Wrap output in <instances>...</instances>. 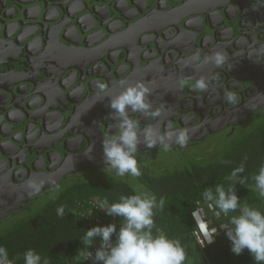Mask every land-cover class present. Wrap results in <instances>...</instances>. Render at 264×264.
<instances>
[{"label": "water", "instance_id": "water-1", "mask_svg": "<svg viewBox=\"0 0 264 264\" xmlns=\"http://www.w3.org/2000/svg\"><path fill=\"white\" fill-rule=\"evenodd\" d=\"M193 1L0 0V74H2L0 79L6 78V74L3 72L6 66L14 71L7 81H0V94L7 98L4 106L8 105L7 109L10 108L12 100L18 98L23 102V107L17 105L18 108H14L22 109L25 114L26 102L30 98L37 97L42 103L48 96L55 97L54 93H58L63 100L62 105L67 106L68 103H72L78 106L74 109L82 107L88 111L94 110L99 115V119L95 118V115L93 117L86 116V123L81 116L72 115L71 123L77 127V130L74 131L75 139L86 145V148L85 150L72 149L70 140H67L63 149L70 155L64 158H61V153L57 150L52 153L53 149L48 143H40L42 147L31 142L30 145L23 143L19 146L26 138H24L26 129L23 120L21 122L13 121L7 113L0 118V159H2L0 163V223L20 212L15 211V205L24 204L29 198L36 196L30 194L26 187L29 179L44 181L41 190L43 191L52 182L50 179L55 180V174L63 173L62 175H64L77 170L81 171V169L91 170L97 167H106L102 141L104 136L110 133L107 131V124L103 128L100 124L105 114L107 115L105 118L114 115L108 110L110 99L114 97L107 90L102 94L92 90L88 73L94 68L102 67L110 70L113 78L118 76L115 72L116 69L114 70L115 65L111 64V59L114 53H121L125 56L129 48L128 44L134 45L139 51L136 68L139 70L140 76L129 77L120 83L122 91L125 87L131 86L132 81L140 80L143 75L148 79L144 85L150 89V94L146 99L154 97L158 93L168 98L173 89L186 93L190 89L189 85L199 80H204L207 89L216 91L217 95L226 96L231 93L225 89L228 78L235 81V85L237 89L241 90V93L251 88L253 97L245 94V98L241 97L240 103L235 101L238 104L234 109L232 108L225 116L219 118H224L222 121H212L215 124L221 123L220 126L200 133L194 131L199 127L184 129L187 131L190 141L202 140L229 123H238L244 120L252 111L264 108V99H258L261 97L260 87L252 85V81L250 79L248 81L247 77L244 78L245 73L249 70L245 71L248 64L256 67L262 58L260 51H257V53L255 52L257 58L249 62L244 54L245 51L255 47L253 45L259 47L261 45L256 39L260 37L259 31L264 34V20L259 15V11H264V0H198V3ZM33 10L35 13L30 15ZM10 11L15 12L13 18L9 17ZM230 11L234 12V18H229ZM102 13H104L103 16ZM215 14L220 23H232L230 26L226 25L228 38L223 36L225 33L222 31V27H213L210 24V16ZM246 15L253 22V27H251L252 24L246 27L248 28L247 32L250 33L239 30L245 29L243 28L244 23L241 21ZM107 17L110 21H117L118 30L111 28ZM86 18L91 22L89 26L85 24ZM11 24L16 27L14 31L8 30ZM233 32L239 33L243 39L244 48L240 51L234 49L233 40L236 35ZM176 33L185 36L186 45L183 46L184 49L181 52L176 42H172L173 35ZM204 39L205 42L208 39L211 41L208 46L202 45ZM189 40L198 47L201 46L203 51L192 46ZM219 50L225 57L221 65L217 66L211 60H206ZM187 53L192 59L193 67L187 66V61H190L185 56ZM170 56L180 58L170 66L168 63ZM196 57L200 58L198 64H196ZM121 62L128 68L131 65L128 57ZM40 63H44V67L41 66L42 71L50 70L54 73L50 79L51 82L46 86L35 77L39 72ZM234 65L237 69L231 73L228 70ZM259 66L261 67L260 64ZM206 67L211 70L207 75H204L203 69ZM26 73H28L27 76L24 75ZM30 74L34 76H30ZM69 74L76 75L73 80L74 86L66 84ZM214 75L226 77V80L221 83V85L223 84L221 90L215 88L218 85L213 83ZM95 77L98 82L106 84L104 77ZM248 83L249 88H246ZM153 86L158 89L154 90ZM72 87L80 88L82 94L87 93L90 98L81 104L79 99L70 97ZM117 95L118 92H116ZM4 106L0 103V107ZM51 111L65 118L63 115L66 110H63L60 105H53ZM130 115L139 120L141 126L143 115L139 113H130ZM24 118H26V114L23 115ZM32 122L35 128L45 131L40 119L34 118ZM68 123H70V118ZM2 126H7L11 132L4 133ZM155 128L159 130L158 127ZM14 131H20L19 139L12 135ZM165 132L163 129L160 133L165 135ZM46 134L49 133L46 132ZM68 137H71V134ZM6 144L12 146L10 152L6 151ZM156 147H161V145L147 147L143 143L141 135V143L138 145L137 152ZM35 149H39V151ZM26 154L30 159L23 164L20 162L19 156L26 157ZM53 156L58 158L55 164L50 161ZM91 160L93 163H89ZM72 164L77 166L74 168L75 171L67 169ZM86 164L89 167L86 168ZM11 205L14 206L9 209ZM25 207H20V209Z\"/></svg>", "mask_w": 264, "mask_h": 264}, {"label": "trees", "instance_id": "trees-1", "mask_svg": "<svg viewBox=\"0 0 264 264\" xmlns=\"http://www.w3.org/2000/svg\"><path fill=\"white\" fill-rule=\"evenodd\" d=\"M220 137L206 155L190 159L186 151L185 163L180 167L157 166L153 173L142 172L134 181L124 178L97 177L106 167L84 171L80 177H72L60 184L61 191L53 199L52 192L33 200L28 207L0 223V245L6 247L15 264H23V253L28 249L38 252L47 264H88L80 252L84 249L82 238L87 229L94 226L115 224L119 230L122 218L110 216L97 204L103 199L118 202L121 196L134 194V189L153 193L157 201L165 199L163 210H155L154 232L163 231L171 239L180 241L186 253L185 264H256L247 249L236 255L231 251V241L225 235L228 216L218 210L208 209L202 198L203 191L216 184L227 186L231 171L244 163L245 185L235 183L234 190L241 205L258 207L264 211V198L253 190L252 176L264 165V108L257 110L236 125L234 131H221L207 137ZM205 137L204 139H206ZM202 139V140H204ZM193 141L187 147L171 149L179 151L199 145ZM148 152H137V163L150 160ZM193 149V148H192ZM247 160H244V156ZM92 178H89V176ZM120 177V176H118ZM65 207L64 217L57 216L56 209ZM201 209L209 221L208 228L215 227L217 234L209 244L202 246L197 240L199 232L193 211ZM230 213L229 215H234ZM113 234V240H115ZM100 245L97 238L90 246Z\"/></svg>", "mask_w": 264, "mask_h": 264}, {"label": "clouds", "instance_id": "clouds-1", "mask_svg": "<svg viewBox=\"0 0 264 264\" xmlns=\"http://www.w3.org/2000/svg\"><path fill=\"white\" fill-rule=\"evenodd\" d=\"M206 60H211L219 66L224 62L225 57L217 52ZM194 87L202 92L207 90L204 80L197 81ZM97 89L102 94L107 90V85L99 82ZM149 94L150 89L138 82L125 87L119 95L110 99L117 132L105 135L102 141L106 171H114L121 177L142 175L135 155L141 143V135L147 147L161 145L164 151L170 150L171 143L187 145L189 136L184 129L169 130L165 135H161L156 128H141L139 120L132 118L130 113L149 117L159 115V111H153L146 99ZM225 99L231 103L236 98L229 93L226 94ZM244 160H247L246 155ZM244 172L245 166L241 163L231 171L228 177L230 183L227 186L216 184L214 189L208 187L203 191L202 198L208 209L218 210L219 213L228 216V224L224 227L225 235L231 241V251L239 255L247 249L256 264H264V211L258 207L241 205V200L234 190L237 182L245 185L247 178L241 175ZM251 179L254 182L253 190L258 192L259 197L264 198V165L260 166ZM43 185L44 181L34 179H29L26 183L32 195L39 194ZM60 191L61 186L54 184L53 199ZM164 205L163 197L157 201V197L143 190L142 186L134 189L132 195L121 196L118 202L110 204L106 198L103 199L97 204V208L104 210L107 215L121 217V226L119 230L115 224L87 229L82 238L85 247L80 255L84 260L92 259L93 264H185L186 253L180 241L169 238L163 231H153L155 210H163ZM56 213L57 216L64 217L65 207L59 206ZM230 213L235 214L229 215ZM193 216L203 228V218L197 214ZM216 234L217 229L211 228L206 233L207 242L211 243ZM97 238L100 247L93 256L89 248ZM22 259L23 264H47V261L42 260L41 255L34 249L26 250ZM0 264H15V260L9 256L8 249L2 245H0Z\"/></svg>", "mask_w": 264, "mask_h": 264}, {"label": "flooded vegetation", "instance_id": "flooded-vegetation-1", "mask_svg": "<svg viewBox=\"0 0 264 264\" xmlns=\"http://www.w3.org/2000/svg\"><path fill=\"white\" fill-rule=\"evenodd\" d=\"M194 3H198V0H194ZM246 3V2H245ZM247 4V3H246ZM32 10V9H31ZM30 10V11H31ZM29 11V12H30ZM35 11L33 10L31 14H34ZM13 14H15L14 11H10V16L9 17H14ZM104 15V13H102V16ZM259 15H261V19L264 20V11H259ZM229 18H234V12L230 11L229 12ZM251 19V18H250ZM107 21H109V23L111 24V28L113 30H118L119 26L116 23L117 21H110L109 17H107ZM242 23H244L243 28L245 29H239L247 32L248 28L253 22L249 20L248 16L246 15L245 17L242 18ZM85 24L86 26H89L91 24L90 20L88 18H86L85 20ZM210 24L213 27H222L225 34H223L224 37L228 38V32L226 31V28L228 26H230L232 23H220L218 17L215 15H211L210 16ZM10 27V28H9ZM8 30L10 29L11 31L15 30V25L11 24L9 25ZM251 27H253V24L251 25ZM9 30V31H10ZM112 30V31H113ZM234 33V32H233ZM250 33V32H247ZM234 35H236V37L233 40V46L235 50H242L244 47V44L242 43L243 39H241V37L239 36V33H234ZM249 35V34H248ZM259 36L257 37V42L260 45H253L255 47H252L251 50H247L245 51L246 53L244 54L247 59L249 60V62L254 61L256 57L255 52L257 53V51H260L261 53V61H260V65L256 64V67H254V65L252 66L251 64H248V66L246 67L245 71L247 69L248 72L245 73V77H247V80L249 81V79L252 81V85H257L260 87V94L261 97L258 99H264V34L261 33V31H259ZM169 37H171V35H169ZM172 42H176L177 47L179 48V51L181 52L184 48L183 46L186 45L185 44V36L184 34L181 33H176L173 35V40ZM190 42V40H189ZM211 41L208 39L205 42V39L202 43V45L205 44V46H208L209 43ZM191 43V42H190ZM192 46H194L196 49L200 50L201 52L203 51V49L200 47H198L196 44L191 43ZM258 44V45H259ZM128 51L127 54L124 56L123 54H118V53H114L111 59V64H114V70L115 72L118 74V76H116L115 78H113L112 76V72H110V70H106L105 68H94L93 71H91L90 73H88L90 75V82H91V87L92 90H95L98 92L97 89V84L99 83L97 81V78L95 76H102L106 79V84H107V91H110V93L112 94V97L116 96V92H118V95L122 92V89H120V83H122L125 79H128L129 77H136L137 75L140 76V72H138L139 70H137L136 68V59L139 56V51L138 49L135 48L134 45L128 44ZM218 49V48H217ZM218 52H221L220 50ZM223 54V53H222ZM180 55V53H179ZM197 56V54H194ZM224 55V54H223ZM248 55V56H247ZM124 56V58H123ZM185 56L187 57V59H189L190 61H187V66L188 67H193L192 65V59L190 56H188V53L185 54ZM126 57H128L131 65L130 67H126L125 64H123L121 61L123 59H125ZM180 57L175 58V56L173 57H168V63L169 65H173V63L177 62L179 60ZM253 58V59H252ZM184 59V58H182ZM199 59H196V64L199 63ZM110 64V65H111ZM144 64V63H142ZM44 63H40V69L39 72L36 74L37 76V80H39L41 83H43L44 86H46L47 84H49L51 81L50 79L54 76V73H52L50 70L48 71H42V68ZM208 65V63H207ZM206 65V66H207ZM144 66V65H143ZM156 68V67H153ZM263 68V69H262ZM133 69V70H132ZM237 67L236 65H234L231 69H229L228 71H230L231 73H234L236 71ZM88 70V69H87ZM210 68L206 67L203 69V74L207 75L210 72ZM3 72L6 74V78L4 79V77H2L0 79L1 82L7 81V79L10 78L11 75H13L14 71L10 68L7 67L4 68ZM104 73V74H103ZM134 73V74H133ZM10 74V75H8ZM2 74H0L1 76ZM25 76L28 75V73L24 74ZM30 76H34L33 74H30ZM69 77L66 79V84L68 86L73 85L74 86V82L73 80L76 78V75L74 74H69ZM213 80L215 83L214 85H218L217 89L221 90L223 88V84L221 85L222 81L226 80V77H218L216 75H214ZM148 79L147 77H145V75H143L142 78H140V80H136V81H132V85L137 84L138 82L140 83H145L147 82ZM172 81V80H171ZM250 81V82H251ZM131 85V86H132ZM195 83H192L191 85H189V91H187L186 93H182L180 91H178L177 89H173L168 98L164 95H160L159 93L156 94V96L151 97L148 100V102H150V104L152 105V110L153 111H159V115L156 117H149V116H145L143 115V120H142V124H141V128H147V127H158L159 131H163V129H165V133H167V131L169 130H176V129H190L193 127H199L198 129H195V132H204V131H208L209 129H213L212 127L215 126H220V124L218 123H213L212 121H222L224 118L219 119L221 116H225L227 112L231 111L232 108L234 109V107L240 103L241 97L245 98V94L247 95H252L251 94V88H249V83L246 86L247 89L246 92L241 93L240 89H237V86L235 85V81H233L232 79L228 78V82L225 85V89L226 91L231 92L230 94L235 96V101L237 100V102H227L225 99V96L223 94L221 95H217L216 91L212 90V89H207L206 91H200L198 89H196L194 87ZM191 86V87H190ZM251 86V85H250ZM154 90H157L158 88L153 86ZM229 94V93H228ZM241 94V95H239ZM55 97L51 96V97H47V99L45 100V102L43 101L42 103H40V101L37 99V97H32L30 98L26 103V118L23 119V114L24 111L22 109H15L14 107L21 106L23 107V102L21 100H18V98H14L12 100V105L13 107L10 106V108L7 109V106H4L5 102H7V98L0 94V103L4 106V107H0V118L4 115H6V113L8 114V117H10L11 119H13V121L16 122H21L23 120L24 122V128L26 129V136L24 135L25 141L21 142V144H19V146L23 145V143H27V144H31V143H35L38 144L40 147H42L40 143H48L51 144L50 147H52V153L57 150L59 153H61V158H64L67 155H70V153H66L64 152L63 146L65 144V142L67 140H70V147L72 149H80L81 150H85V146L81 141H77L75 139V135H74V131L77 130V127L75 126V124L71 123V120L73 118L72 115L76 116H81L84 119V123H86V116L93 117V115H95V118L99 119V115H97L98 113L95 112L94 110L88 111V109L84 108L81 109H74V107H78L75 104L72 103H68L67 106L62 105L63 100L59 97V94L54 93ZM57 95V96H56ZM243 95V96H242ZM70 97L74 98V99H79L81 104L85 101L88 100L90 97L87 95V93H83L80 90V88L75 89V87H72V91H71V95ZM253 97V95H252ZM250 97V98H252ZM223 98V99H222ZM166 100V101H165ZM167 102V103H166ZM53 105H60L63 110H66L65 112V118H62L59 116L58 113H55L53 111H51V107H53ZM103 105V104H102ZM25 107V105H24ZM18 108V107H17ZM110 113H113L111 108H108ZM258 109L254 110L251 112V114H249L247 117H249L250 115H253ZM105 116H107L106 114L103 117V121L100 124V126L103 128V126H105V124H107V131L110 134H115L117 132V127H116V122L113 119V116H108L107 118H105ZM245 117L244 120L247 118ZM34 118H36L37 120L40 119L41 124L43 125V128L45 129V131H42L41 129H37L32 125V119L34 120ZM70 118V123H68V119ZM242 120V121H244ZM240 121V123L242 122ZM238 123H229L228 125L222 127L221 129H219L218 131H216L215 133L221 132V131H227L229 130L234 131L236 125H238ZM84 126V125H83ZM201 127V128H200ZM2 129L4 130V133L9 134L11 132L10 128H8L7 126H2ZM20 132V131H19ZM19 132L14 131L12 132V135H14V137L16 138H20V134H18ZM46 132H48L49 134H46ZM44 135H41V134ZM71 134V137H68V135ZM6 135V134H5ZM41 135V136H40ZM23 138V137H22ZM21 138V139H22ZM31 142V143H30ZM193 141H188L187 145L185 146H180L177 145L175 143H171V149H181L183 147H187L190 144H192ZM84 145V148H82ZM54 146V147H53ZM162 147V146H161ZM6 151L10 152L12 150V146L6 144L5 145ZM36 151H39V149H35ZM41 151V150H40ZM13 152V151H12ZM11 152V153H12ZM148 152L147 150L145 151H140L139 153H145ZM23 154V153H22ZM20 162H22L23 164H25L27 162V160H29L30 158L28 157V155L26 154V157L24 156H19ZM5 160V159H4ZM7 161V160H6ZM52 164L57 163L58 158L56 156L51 157L50 159ZM2 162V159H0V163ZM89 163H93V161L91 160ZM88 163V164H89ZM93 165V164H91ZM8 166V165H7ZM87 164L85 165V167L87 168ZM1 167V165H0ZM77 167V166H76ZM73 164L70 165V167H68L67 169H72L74 170V168H76ZM89 167V166H88ZM75 171V170H74ZM84 171H88V170H83L81 169V171L77 170L74 173L70 172V173H65L64 175H62L63 173H59L58 175H54L55 176V180L50 183V185L48 187H46V189H44L43 191H41L39 194H35L36 196L33 198H29L26 203L22 204H17L15 205V211H22L24 210L26 207H28L30 205V203L39 198L42 197L50 192H52V188L54 184H61L63 183V181L67 180V179H72V177H80L82 176ZM53 176V177H54ZM13 205V206H14ZM12 205L9 207V209H11L13 207ZM26 206V207H25ZM20 207H25L24 209H20ZM12 213V212H11ZM1 220V219H0ZM3 222V221H2ZM1 222V223H2Z\"/></svg>", "mask_w": 264, "mask_h": 264}, {"label": "rangeland", "instance_id": "rangeland-1", "mask_svg": "<svg viewBox=\"0 0 264 264\" xmlns=\"http://www.w3.org/2000/svg\"><path fill=\"white\" fill-rule=\"evenodd\" d=\"M221 138L214 136V137H207L204 140H201L200 144L194 147H189L186 150H183L182 153L179 151H164L163 148H159L155 153H152L149 157L150 160L148 162H144L143 164L138 163V167L141 169V172L145 173H153L156 170L157 166H167V167H180L185 163V156H187L186 151L189 150L188 152V157L190 159H194V157H197L199 155H206L209 152V149L215 144L218 143ZM193 148V149H192ZM89 178H92V176L88 175ZM97 177H104L109 178H121V179H128V181H134L136 177H132L130 175L121 176L118 177L114 171H106L102 170V172H98L96 174ZM206 225H210L209 221H206ZM201 228V227H200ZM202 230V229H201ZM203 231V230H202ZM204 233V232H203Z\"/></svg>", "mask_w": 264, "mask_h": 264}, {"label": "built area", "instance_id": "built-area-1", "mask_svg": "<svg viewBox=\"0 0 264 264\" xmlns=\"http://www.w3.org/2000/svg\"><path fill=\"white\" fill-rule=\"evenodd\" d=\"M201 214V217L203 218V222H204V225H205V228H206V231L207 232H209V228H208V226L206 225V222L204 221L205 219V217L203 216V214H202V210L201 209H197V210H195V211H193V215L194 214ZM195 219V218H194ZM195 221H196V223L198 224V222H197V220L195 219ZM198 227H199V225H198ZM222 229H224V226H222ZM196 237H197V240L199 241V243L202 245V246H204L205 244H209L208 242H207V240H206V238L204 237V235H203V233H202V231H201V229L199 228V232L198 233H196ZM100 247V245H98V246H94V247H92L91 249H90V251L93 253V256H94V254H95V251L98 249ZM88 264H93V260L92 259H86L85 260Z\"/></svg>", "mask_w": 264, "mask_h": 264}, {"label": "bare ground", "instance_id": "bare-ground-1", "mask_svg": "<svg viewBox=\"0 0 264 264\" xmlns=\"http://www.w3.org/2000/svg\"><path fill=\"white\" fill-rule=\"evenodd\" d=\"M198 216L201 217V214L199 213ZM197 222H198V221H197ZM198 225H199V228H200V224H199V223H198ZM200 229L203 230V231H202V230H201V231H202V233L204 232L203 235H204V237L206 238V233H208V232L206 231L205 225H204L203 228H200Z\"/></svg>", "mask_w": 264, "mask_h": 264}]
</instances>
